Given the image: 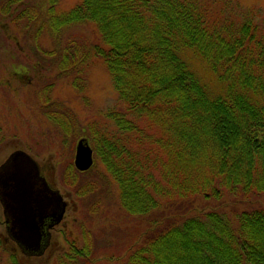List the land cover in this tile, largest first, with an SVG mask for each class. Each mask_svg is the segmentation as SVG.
I'll return each instance as SVG.
<instances>
[{
  "label": "trees",
  "instance_id": "1",
  "mask_svg": "<svg viewBox=\"0 0 264 264\" xmlns=\"http://www.w3.org/2000/svg\"><path fill=\"white\" fill-rule=\"evenodd\" d=\"M21 2L5 1L4 11L99 32L95 45L75 34L52 53L60 73L83 78L95 56L113 78L119 101L108 117L119 134L94 122L90 139L122 209L144 225L127 264H264V207L205 210L225 195L264 196L260 26L214 18L209 0H81L62 15L58 0L35 15ZM93 257L85 245L73 260Z\"/></svg>",
  "mask_w": 264,
  "mask_h": 264
},
{
  "label": "rangeland",
  "instance_id": "2",
  "mask_svg": "<svg viewBox=\"0 0 264 264\" xmlns=\"http://www.w3.org/2000/svg\"><path fill=\"white\" fill-rule=\"evenodd\" d=\"M5 1L0 0V165L16 151L27 152L68 203L65 221L54 232L50 250L41 258L20 256V264H127V252L142 240L144 234L139 236L138 230L144 225L139 226L122 209L121 187L90 139L94 122L99 130L119 134L108 117L119 101L113 78L95 56L82 68L83 78L60 73L52 53L75 34L86 36L95 45L99 32L93 24L71 25L61 32V26L44 23L40 16L20 19L16 13L4 11ZM79 2L58 0L57 13L66 14ZM209 3L214 18H231L238 25L252 18L264 32V0ZM48 4L47 0H23L20 10H31L33 15L34 11L45 13ZM48 111L57 112L65 123L51 118ZM81 139L88 140L94 150V164L86 172L75 166ZM225 196L224 201H215L205 210L223 209L232 216L235 209L264 207V196L249 203H243L240 196ZM72 245H87L95 257L87 262L73 260ZM10 257L5 254L0 261L11 264Z\"/></svg>",
  "mask_w": 264,
  "mask_h": 264
},
{
  "label": "water",
  "instance_id": "3",
  "mask_svg": "<svg viewBox=\"0 0 264 264\" xmlns=\"http://www.w3.org/2000/svg\"><path fill=\"white\" fill-rule=\"evenodd\" d=\"M93 164L94 150L88 140L81 139L76 148L75 166L80 172H86ZM3 171L6 175L0 176V192L6 205L14 211V228L18 230L15 239L28 253L41 255L42 236L34 221L35 217L40 215L37 209L44 207L45 202L48 208L56 201L59 210L53 214V225L62 219L65 202L58 190L51 191L46 187L47 182L40 176L38 163L25 151L12 153L6 163L0 167V174ZM37 185L42 188L40 190L35 188Z\"/></svg>",
  "mask_w": 264,
  "mask_h": 264
},
{
  "label": "flooded vegetation",
  "instance_id": "4",
  "mask_svg": "<svg viewBox=\"0 0 264 264\" xmlns=\"http://www.w3.org/2000/svg\"><path fill=\"white\" fill-rule=\"evenodd\" d=\"M5 163H3L2 165H4ZM2 165H0V167ZM39 171H40V176L44 178L47 182V179L42 175L41 173L42 171L40 168ZM5 175L6 173L4 171L0 174V176H5ZM46 187L49 188V190L51 191H56L55 189H53L52 185H50L48 182ZM35 188L40 190L42 187L40 185H37ZM60 196L63 199L61 194ZM63 201L65 202V210L63 217L59 222L53 225H52V223L54 222L53 214H56L59 210L57 207V202L56 201L52 202L48 208H47V203L45 202L44 207H42L41 209H37L40 215L39 217H35L34 221L36 223L35 226L38 229L39 234L42 236L41 238L43 241V248L41 249L42 250L41 255H35L28 253L27 250L15 239V235L17 234L18 230H15L14 228V211L12 208H9L6 205V201L4 200V197L0 192V259L3 258V255L7 254L8 256H11L10 257L11 264H20L19 261L20 256H24L27 259H34V258H41L44 255H46V253L52 247L54 232L65 221V217L68 209V203L64 199ZM84 246L82 248H78L77 246L72 245L70 247V250L71 252H73L72 253L73 256L78 251L81 252L82 250H84ZM88 251H90L89 247H88ZM0 264H3V262L0 261Z\"/></svg>",
  "mask_w": 264,
  "mask_h": 264
},
{
  "label": "bare ground",
  "instance_id": "5",
  "mask_svg": "<svg viewBox=\"0 0 264 264\" xmlns=\"http://www.w3.org/2000/svg\"><path fill=\"white\" fill-rule=\"evenodd\" d=\"M92 147V146H91Z\"/></svg>",
  "mask_w": 264,
  "mask_h": 264
}]
</instances>
